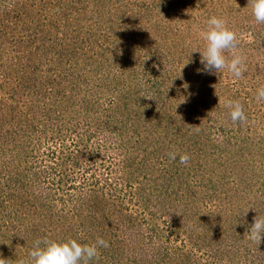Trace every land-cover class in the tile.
<instances>
[{
	"label": "rangeland",
	"instance_id": "1",
	"mask_svg": "<svg viewBox=\"0 0 264 264\" xmlns=\"http://www.w3.org/2000/svg\"><path fill=\"white\" fill-rule=\"evenodd\" d=\"M0 2V10L14 8L19 14L23 8L35 11V18L27 23L29 32L48 24L49 31L28 34L32 39H28V45L37 50L40 64L42 58L53 57L51 65L60 68L54 73L52 90L41 94L42 98L32 95L27 101L20 99L16 89L7 85L0 88V101L4 98L0 125L3 123L4 129H18L16 126L26 120V111L37 118L36 122L51 117L55 136L69 129L62 142L67 147L61 146L65 153L43 148L40 168L45 169L50 161L63 177L83 173L82 179L62 185L66 188L74 184L77 189L112 170V178L118 175L119 192L113 203L119 204L123 215L134 213L142 223L165 226L167 232L172 230L169 237L177 244L191 235L187 227L194 221L217 224L221 217L217 225L220 235L227 227V233L236 230L242 237L239 251L223 254L222 264H264V237L259 243L248 232L257 215L264 218V101H258L256 95L257 89L264 87V24L255 22L250 0ZM49 2L64 9L55 17L48 12ZM212 15L224 18L237 34L238 50L247 58V71L241 78L226 69L218 74L197 71L202 65L199 51L194 50H204L201 32ZM22 27L17 25L16 30ZM1 41L10 49L5 36L0 35ZM1 58L0 70L7 63ZM9 91L15 98H8ZM62 94L71 95L77 104L70 100L71 105H66L61 101ZM44 96L49 97L45 102ZM228 100L243 105L246 121H231L224 107ZM75 121L78 123L73 129L71 122ZM88 125L95 135L88 132ZM89 141L101 148L107 143L109 151H100L104 156L93 168L86 160L90 155L84 153H89ZM69 150L80 156L72 160L67 157ZM173 152L177 154L175 160L169 157ZM185 153L191 158L187 165L179 160ZM122 170L124 174H119ZM242 176L252 177L249 188L235 180ZM137 186L144 187V194H137ZM256 190L262 193L250 199L251 191ZM177 213L183 216L181 220L175 217ZM26 224L0 235V245L4 240L1 246L14 264L19 260L18 264H29L36 240L79 236L66 225L50 231L53 227L47 219L39 223L44 233L38 231L36 235L29 234ZM178 225H182L179 232ZM88 228L92 242L103 238L112 250L118 237L114 222L108 231L98 230V226ZM147 228L142 224L134 230L147 233ZM148 239L137 236L136 243L125 237V258L117 259L118 264H150L139 252ZM174 249L171 246L170 250Z\"/></svg>",
	"mask_w": 264,
	"mask_h": 264
},
{
	"label": "trees",
	"instance_id": "2",
	"mask_svg": "<svg viewBox=\"0 0 264 264\" xmlns=\"http://www.w3.org/2000/svg\"><path fill=\"white\" fill-rule=\"evenodd\" d=\"M5 1L7 2V0ZM8 3L11 2L8 1ZM5 5L3 3V6ZM61 9L64 8H59V5L55 2H49L48 12L51 15L59 14L62 12ZM34 12L31 10L27 12L25 8L22 11L20 10V14L17 10L14 11V8L10 11L0 10V35L6 37L8 46H10V49H7L4 43L0 42V66L3 63L1 57L8 63L3 64L0 70V75H2L0 77V88L7 85L11 89H16L20 93V99L27 98V101L31 100L32 95H34V98H37V96L42 98L41 94H49L48 91L52 90L53 82L56 80L54 73L59 68L58 65H51L52 61H54L51 60L53 57L42 58L43 64H40V61L37 60V50L28 45V39H31L29 38V33L33 36L34 32L39 33L40 31L50 30V27L47 26L48 24L44 23L40 28L37 29L35 27L36 30L29 32L27 23L35 18V15L33 16ZM17 25L23 27L16 30ZM55 44L57 43L55 42ZM45 59L47 60L45 61ZM20 72L26 75L28 79H23ZM50 95L52 96V94ZM7 96L10 99L15 98L12 91H9ZM44 97V102L49 99V97ZM67 97V94H62L60 96L61 101L69 106L71 103L77 104L73 102L71 95ZM3 99L0 101L1 104ZM70 100L72 102L69 104ZM40 105H43V102ZM26 112V120L22 125L16 126L18 129H4L3 123L0 125V235L6 234L11 229H20L22 224L26 223V227L30 229L29 234L36 235L38 231L39 233H44L40 231L39 223L47 219L48 223H51V227H53L50 231L56 228L62 229L60 226L66 225L70 231L79 235H71L70 238H75L83 244H92L94 242L91 241L92 235H90L91 231L88 227L98 226V230L104 228L108 231L110 224L114 222L116 228L113 230L118 236L116 237L115 245H112L111 251H109L110 245L107 248H101L99 256L91 264H118L117 259L125 258V237L134 239L136 243L137 236L140 240L150 238L143 242L139 248V252L142 251L145 254L144 257L150 261V264H222L227 253L230 255L232 252L237 253L239 251L242 237L236 230L229 234L227 233L229 229L225 227L221 229V235L219 234L217 225L220 224L221 217L216 220L217 224L214 221L210 223L206 220L201 221V223L194 221L187 227L188 230L186 228L187 232L191 231L189 232L191 235L186 240L182 237L177 244L175 240L169 237L172 235V230L167 232L165 226L144 221L142 223L139 215L136 216L134 213L123 215L119 204L113 203L119 192L116 189L118 175L112 178V170L108 174L105 173L104 177L102 176L103 174H100L98 178L85 183L79 189L74 184H72L73 186L62 188L63 184L66 185L68 182L78 181L84 176L83 173L78 176L74 174L71 177H63L54 166L55 163L50 161V164L46 165L45 169H42L40 168L43 165L41 164L40 152L44 148L48 149L49 152L65 153L64 148L61 146L67 147L62 142L66 137V133L69 134L70 131L69 129L68 131H59L55 136L56 128L51 117L45 120L38 118L39 121L36 122L37 118L30 114V111ZM77 123L78 121L71 122L73 129L76 128ZM19 130H22V133ZM26 131H29V133ZM88 132L95 135L89 125ZM50 133L51 135H48ZM30 135L35 136L31 137ZM90 143L88 145L89 153H84L90 155L86 160L88 166L93 168L97 159L104 156L103 152L108 153L109 151L107 143H104L103 148L95 142ZM52 145H56V149H53ZM100 151H103V154H99ZM78 156L80 154L77 151L69 150L67 154V157L72 158V160L78 158ZM229 158L231 161L232 157L230 154ZM78 161L79 159L75 162L76 165L79 164ZM122 173L124 174L123 170L119 174ZM250 178L252 177L242 176L240 179L235 180L238 183H245L243 188H249L251 186ZM103 182L104 184L102 185ZM72 190L74 191L72 192ZM143 190L144 187L142 186L135 188L138 195L140 193L144 194L145 191L142 192ZM167 193L170 196V192L167 191ZM261 193L262 191L258 190L251 191L249 197L254 200ZM56 202L59 203L55 204ZM121 217L124 219H121ZM175 217L179 220L183 218L178 213L175 214ZM223 219L226 220V218ZM142 224L148 226L147 233L134 230ZM181 227L182 225H178V232ZM169 233L171 234L169 235ZM175 236L177 237L178 235ZM66 238L68 239V237ZM4 243V240L1 241V245ZM1 245L0 254L2 257L0 258L6 259L8 264H14L13 261H8L11 255ZM171 246L175 247L172 251L170 250ZM18 263H21V260Z\"/></svg>",
	"mask_w": 264,
	"mask_h": 264
},
{
	"label": "clouds",
	"instance_id": "3",
	"mask_svg": "<svg viewBox=\"0 0 264 264\" xmlns=\"http://www.w3.org/2000/svg\"><path fill=\"white\" fill-rule=\"evenodd\" d=\"M250 5L255 22L264 24V0H250ZM201 38L205 42L204 50H194L200 53L202 68L197 70L199 74H218L226 69L235 78L243 77L247 71V58L238 50L237 34L224 18L217 15L208 17ZM256 95L258 101H264V87L258 88ZM224 107L233 123L247 120L243 105L239 101L228 100ZM169 157L175 160L177 154L169 153ZM190 159L186 153L179 156L180 163L184 165H187ZM248 232L252 240L260 243L264 237V218L257 215ZM107 247L109 244L103 238H97L92 244H83L75 238H45L34 242L29 253V264H91L99 256V249ZM0 264L8 262L6 259H0Z\"/></svg>",
	"mask_w": 264,
	"mask_h": 264
}]
</instances>
